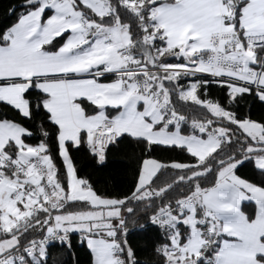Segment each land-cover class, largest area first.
<instances>
[{"label": "snow or ice", "instance_id": "1", "mask_svg": "<svg viewBox=\"0 0 264 264\" xmlns=\"http://www.w3.org/2000/svg\"><path fill=\"white\" fill-rule=\"evenodd\" d=\"M8 15L0 264H49L74 233L91 264H149L130 242L149 228L155 264H264V114L241 112L264 104V0H22ZM125 138L148 158L130 195H104L74 153L103 163Z\"/></svg>", "mask_w": 264, "mask_h": 264}, {"label": "trees", "instance_id": "2", "mask_svg": "<svg viewBox=\"0 0 264 264\" xmlns=\"http://www.w3.org/2000/svg\"><path fill=\"white\" fill-rule=\"evenodd\" d=\"M21 2L22 0H0V29L11 26L16 22L17 15L22 9L17 8V15L12 16L8 15V10ZM57 43H62V40L58 39ZM106 77L111 79L115 76L108 75ZM209 92L212 96L221 100L226 95V89L216 85H210ZM31 95L35 97L38 93L32 91ZM192 111V107L189 106L188 112ZM241 112H250L254 118L258 117L264 114V104L259 101L254 102L252 97H247L246 103L241 107ZM8 114L10 117L16 115L13 111H9ZM152 155L164 162H187L190 160V157L180 150L157 149ZM74 156L78 174L89 179L95 189L104 195L124 196L131 194L137 180L141 160L142 158H148V153L144 151L143 145L130 138H125L118 146L109 148L107 159L103 163L98 162L95 156L84 149L75 152ZM251 171V166H248L242 169L240 174L250 175ZM244 207L247 211L253 206L245 204ZM147 219V215H139L137 222L144 224ZM71 239V250L59 243H55L49 248V264H91V253L86 244L81 242L82 237L74 233ZM130 242L138 250L137 257L139 260L155 264L158 257L154 255L153 246L160 242V237L154 228L131 232Z\"/></svg>", "mask_w": 264, "mask_h": 264}, {"label": "crops", "instance_id": "3", "mask_svg": "<svg viewBox=\"0 0 264 264\" xmlns=\"http://www.w3.org/2000/svg\"><path fill=\"white\" fill-rule=\"evenodd\" d=\"M112 79H115V77H113L111 79H108L107 77H104V78H102V82H108V81H110Z\"/></svg>", "mask_w": 264, "mask_h": 264}]
</instances>
